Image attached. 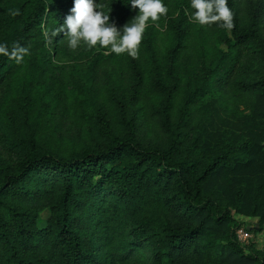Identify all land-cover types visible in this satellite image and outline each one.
Masks as SVG:
<instances>
[{"label": "trees", "instance_id": "obj_1", "mask_svg": "<svg viewBox=\"0 0 264 264\" xmlns=\"http://www.w3.org/2000/svg\"><path fill=\"white\" fill-rule=\"evenodd\" d=\"M163 2L138 58L69 68L73 0H0V45L27 49L0 54V264H264L234 218L264 229V0H227L230 31Z\"/></svg>", "mask_w": 264, "mask_h": 264}, {"label": "clouds", "instance_id": "obj_2", "mask_svg": "<svg viewBox=\"0 0 264 264\" xmlns=\"http://www.w3.org/2000/svg\"><path fill=\"white\" fill-rule=\"evenodd\" d=\"M131 10H138L133 19L122 28H118L110 20V12L104 11V5L97 0H73L70 14L60 25L58 33H63L68 47L76 50L81 43L89 49L99 45L116 55L127 53L133 59L138 58L139 47L143 35L149 26V21L156 23L167 15L168 7L163 0H129ZM192 20L201 26L219 24L220 27L231 30L233 13L227 0H190ZM13 12V15H18ZM56 33H54L55 35ZM0 54L14 58L17 63L23 60L27 49L14 46L11 51L0 45Z\"/></svg>", "mask_w": 264, "mask_h": 264}, {"label": "rangeland", "instance_id": "obj_3", "mask_svg": "<svg viewBox=\"0 0 264 264\" xmlns=\"http://www.w3.org/2000/svg\"><path fill=\"white\" fill-rule=\"evenodd\" d=\"M62 48L64 50L63 54L58 55L55 59L58 62V65L71 68L75 63L82 64L86 60V58H88V56L91 54V52L94 51L97 47L89 49L82 42L81 45L76 50H72L68 47L67 39H66ZM219 117H220V121L227 123L236 124L237 122L242 121V120L233 119L230 116L226 115L225 113H220ZM47 216L48 215L44 213L41 217V222L46 220ZM234 218L236 219L237 224L240 225V227L250 231L248 232L250 234L251 239L248 242V244L244 246L252 245L256 250H262L264 247V229L257 233L253 232V229L256 228L258 220L244 218L240 216H234Z\"/></svg>", "mask_w": 264, "mask_h": 264}, {"label": "built area", "instance_id": "obj_4", "mask_svg": "<svg viewBox=\"0 0 264 264\" xmlns=\"http://www.w3.org/2000/svg\"><path fill=\"white\" fill-rule=\"evenodd\" d=\"M236 238H237V241L240 244H242V245L248 244V242L251 239L249 232L246 231L243 228H240V229L237 230V232H236Z\"/></svg>", "mask_w": 264, "mask_h": 264}]
</instances>
